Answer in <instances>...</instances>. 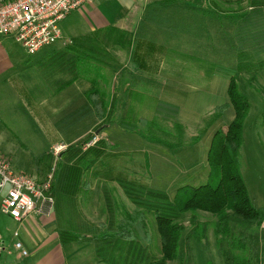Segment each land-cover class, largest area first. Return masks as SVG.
Here are the masks:
<instances>
[{
    "label": "rangeland",
    "instance_id": "rangeland-1",
    "mask_svg": "<svg viewBox=\"0 0 264 264\" xmlns=\"http://www.w3.org/2000/svg\"><path fill=\"white\" fill-rule=\"evenodd\" d=\"M210 1L215 3L219 12H215L211 7L206 10H199L197 7L190 10L188 4L182 7V3L178 5L173 3L170 6L160 4L158 6L160 10L153 12L147 22L150 25L146 22L142 25L141 31H145L144 35H140L134 43V37H131L132 44L127 50V59L133 60L131 47L133 45V48H136L138 45L139 52L144 48L141 52L148 67L144 66L139 73L141 78L136 79L139 93L126 94L128 99L122 107L121 116L114 107L117 99L105 97L106 70H109L107 75L113 72L103 66L106 62V48L96 46L93 52L87 53L79 47H67L72 45L76 36L72 33L77 29L80 30L82 27L84 33L89 31L85 24L79 23L76 13L62 22L63 39L55 45H66L67 52L59 51L57 54L54 52L49 56H43L44 52L30 54L13 36L3 37L0 40V154L10 160L17 172L29 173L35 178L42 171L44 177L54 171L55 182L61 167L68 165L65 164L67 157L56 163L57 160L51 158L48 150L56 136L61 133L63 124L61 116L66 113L69 105L66 101L58 108L61 115L59 116L55 114V109L52 111L50 107H43L44 102L41 101L38 90L43 88L41 83L44 77L57 72L56 62L58 66H62L60 73L64 75L69 73L70 64H74L77 59V65L82 64L83 67L79 70L78 66L77 70L74 66L72 68L80 77L84 74V78L95 76V79L103 81L100 84L98 80L94 86L100 90L99 97H102V100L106 99L104 106L106 124H116L125 130L135 132L140 139L138 141L142 146L139 149L129 148L126 153L119 154L117 157L121 158L115 160L119 161L118 163L110 161L116 165L117 170L127 172L129 169L136 171L134 162L139 161L136 163L137 172L143 176L145 197V190L152 189V186L146 187L150 180L149 171L153 177L152 181L156 183L155 186L159 187L158 184L163 185V182H167L161 176L164 175L163 172L170 173L169 176L164 175L170 181L173 171L188 172L190 166L196 165L192 164L193 162L200 161L202 166H206L214 133L224 130L235 116L232 107L226 109L221 117L216 108L229 101V84L232 77L236 76L240 90L250 102V109L244 122L243 145L238 156V167L252 203L259 211H264V0ZM156 15H159V20ZM183 15L185 20H177ZM180 22L188 25L185 31L182 28L173 30L169 26ZM215 27H218L217 31ZM90 35L92 33L86 36ZM79 39H75L78 41L77 44L81 43ZM82 44L86 46L84 41ZM109 61L111 65L115 63L114 58H110ZM114 68H118V65ZM100 73H103V76H100ZM70 76L71 73L63 76L64 83L57 94L63 97V102L71 88V81L66 82L68 80L66 77ZM93 88L92 86L86 95L89 101ZM43 94L45 93L41 92V96ZM79 113L86 114L73 123L84 126L90 121V116L87 117V108L80 104ZM83 142L82 139L77 143V148L83 145ZM88 151H91V148ZM88 151L86 153L89 154ZM187 155L189 159L193 158L196 161L185 158ZM84 160L81 158L75 165L77 170L80 169L78 172L90 170L91 162L88 159ZM75 167L71 169L68 166L66 169L74 171ZM155 174L159 176L156 178ZM177 177L175 175L176 180ZM186 182L189 188L197 186L192 176H188ZM54 212L53 207L52 213ZM194 216L200 224L201 242L200 239L193 238L187 255L167 264H225L221 248L227 247L225 246L227 244L223 242L224 240L236 242L239 239L238 234L232 231L231 238L222 240L223 236L220 234L217 236L215 232V217L203 211ZM146 217L148 233L142 228H137L138 234L142 236L140 239L144 244L149 240V244L144 245L145 249L150 248L145 256H150L149 260H156L162 256L158 223L154 211L147 213ZM9 218L11 217L0 210V238L3 234L9 243L13 235V242L16 243L19 237L14 236V233L18 231L21 236L23 229L12 225L13 221ZM192 219L193 213L188 214L182 221L187 230L194 225ZM239 233L243 234L241 231ZM147 234L150 237L146 240L143 235ZM262 237V231L250 234V237L246 238V249L240 250L246 258L251 259V264H264ZM149 260H142V264ZM115 261L112 259L107 261V264Z\"/></svg>",
    "mask_w": 264,
    "mask_h": 264
},
{
    "label": "crops",
    "instance_id": "crops-1",
    "mask_svg": "<svg viewBox=\"0 0 264 264\" xmlns=\"http://www.w3.org/2000/svg\"><path fill=\"white\" fill-rule=\"evenodd\" d=\"M153 1L154 0H95L92 4L83 7V9L74 10L67 17L76 13L79 23L85 24L84 26L88 27L87 29L89 31L84 33L80 25L81 29H77L75 33H72V35L76 34V38L74 37L73 41L74 44L71 43L72 45H68L67 47L85 49L82 43L84 41L85 44L86 35L93 34L95 31L102 29L107 31L110 27H115L130 33L134 37V43L138 40L140 35H144L143 33L145 31H141L144 22H149L151 14L156 12V10H160L158 8L160 4L157 5V3ZM174 1L177 5L178 3H182V7L188 4L190 10L196 7L199 10H206L210 7L216 8L215 3L210 0ZM152 4L156 6H152ZM156 16L158 18L157 20H159V15ZM179 17L180 18H177V20H185L184 15ZM65 19L63 21H65ZM147 24L150 25L149 23ZM169 26H171L173 30L182 28L184 31L188 27L187 24L184 25V22ZM217 28L218 27H215L216 31ZM140 32H142V34H140ZM2 39L3 37L0 40ZM75 39L81 40V43L77 44L78 41H75ZM56 44H59V42L44 47L38 52H44L45 54L43 56H49L54 52L56 54L59 51L64 52L67 48L64 44L55 46ZM131 49V57L133 59V52L135 50L133 45ZM105 50L107 52L106 62L104 61L105 64H103V66L113 71L107 75L109 70H106V82H104L106 84L105 97L106 99H117L116 106L114 107L121 116V114H123L122 107L125 106V101L128 99V97L126 98V94L130 93L131 95L132 92L136 93L140 90L136 87V79L139 80L141 78L139 73L143 68L139 67L134 60L129 61L127 59V50L118 45L107 43ZM110 58H114L115 60L113 65H111V61H109ZM70 65L69 73L63 75L60 73L62 66H58L56 62L57 72H53V76L47 75L44 77L45 79L41 83L43 85L41 87L43 88L38 90L39 97L41 101L44 102L43 107H50L52 111L55 109V114L59 116L61 115L58 113V108L66 101L68 103L67 105H69V107L66 108V113L61 116V122L63 123L61 124V133L56 136L55 141L50 145L48 150V154L51 155V158L55 161L56 158H54L51 151L52 147L59 143L67 145V149L62 152L58 161H61L62 158L66 156L67 162H65V164L68 163V165L62 168L61 172L58 171L52 192L55 201V212L50 216H43L36 212H32L31 215L23 221H17L12 217L9 218L14 223H12V225H16L23 229L21 236L18 231H15V233H18L17 237H19L16 242L20 241L23 249L28 253L24 255L21 253V250L16 248V243L13 242L12 238L13 235L11 236L10 242L7 243V240H5L2 234L0 240L4 244V251L0 258V264H107V261L112 259L116 260L112 264H142V260H149L150 256H145V253L150 248L146 247L145 249L144 245L149 244V240L147 242L145 241L146 243L144 244L140 239L142 236L138 234V229L137 236L133 241L118 240L113 237L108 240L98 238L106 233V231L117 229L120 221L123 220L126 215L134 212V210L137 209L136 207H138L139 201L142 200L143 192L140 190L144 189V182H142V174L137 172L138 165L136 163L139 161L137 160L134 162V169L137 170L134 171L129 169V172L117 170L116 165L111 162L117 160L116 158H119L117 156L126 153L129 148L133 150L139 149L142 146L141 142L138 141L140 139L135 132L125 130L116 124H106L105 117H98L100 114H96L95 105L92 103L90 104L86 95H88L89 89H91L98 80H100V84L103 83L102 79L97 80L95 76L84 78V74L80 77L79 73L73 71L72 68L74 66V69L77 70V59L74 64L71 63ZM117 65L119 69L114 68ZM80 67L82 68L83 65H79L78 70ZM70 73L71 76L66 77L68 78L66 82L71 81V88L67 98L63 102V97L57 94L61 91L62 84L64 83L63 76L69 75ZM99 75L103 76V73ZM115 84L116 86H114ZM73 85L75 87H73ZM41 92L45 94L41 96ZM120 101H123V103ZM49 103H51V105ZM80 104L87 108V117L90 116V121H87L84 126L73 123L77 118L86 114L79 113ZM110 109L109 107V111ZM91 134H93L92 138L85 143V140ZM93 136L97 137V142L90 146L89 143L94 138ZM82 139L84 140L82 143L83 145L77 148V143L81 142ZM90 148L91 151H88ZM87 151L89 154L86 153ZM81 158L85 160L88 159V161L91 162L89 171L78 172L77 170L69 171L66 169L68 166L70 168L73 166L75 167ZM84 161L83 164H85ZM115 162L118 163L119 161ZM162 174L166 176L170 175L168 172H163ZM155 175L156 178L159 176L158 174ZM164 175L161 176L163 179H166L167 182H163V185L158 184L159 187H156V183L152 181L153 177L151 171H149L148 176L150 180L146 187L152 186L151 190L169 191L172 186L171 183L175 179V175L177 176V172L173 171L170 181H168L169 178H165ZM43 177V171L40 172L39 176H36L38 179ZM139 191L140 193L137 194ZM145 191L146 196H148L149 193L151 194L148 188ZM6 223L9 224V222ZM64 232L77 235L78 238L71 241V238L68 239L65 235V241ZM144 232L148 233L147 230ZM144 237L147 240L150 235H143V238ZM150 261L152 260H149L146 264Z\"/></svg>",
    "mask_w": 264,
    "mask_h": 264
},
{
    "label": "trees",
    "instance_id": "trees-1",
    "mask_svg": "<svg viewBox=\"0 0 264 264\" xmlns=\"http://www.w3.org/2000/svg\"><path fill=\"white\" fill-rule=\"evenodd\" d=\"M174 2V0L155 1L157 4L169 6ZM212 8L214 9V7ZM216 9L214 11L219 12ZM259 34L261 35V33ZM131 37L130 33L115 27H110L107 31L98 30L87 36L86 46L83 50L87 53L93 52L96 46H102L105 49L107 43L128 50L132 44ZM137 48L138 45L133 52L134 62H137L141 68L148 67L141 52L144 48L140 49V52ZM97 50H99L98 47ZM94 85L93 91H90V104L95 105L96 114H100L98 117L104 118L106 117L104 116L106 100H102V97L99 98L98 93H100V90L98 91ZM228 94L229 101L217 106L216 110L221 117L226 109L232 107L235 116L224 130H218L214 133L206 166H202L201 162L197 161L192 163L196 165L190 166L188 172L179 171L177 173L178 177L176 176L177 180L172 181L169 191L153 189L150 190L151 194L147 193L148 196L144 197V190H140L143 194L142 200L139 201L138 207H136L137 209L126 215L120 221L117 229L106 231L98 238L108 240L113 237L118 240L133 241L137 236V228L147 230L146 215L154 211L161 238L162 256L147 264H167L169 261L184 258L188 253L191 240L193 238L200 239L202 232L199 231L200 224L198 220H195L194 215L199 211H203L215 217V232L217 236H223L222 240L227 237L231 238L232 231L239 236L236 242L224 240L223 243L227 244L225 245L227 247H222L221 251L225 264H251V259L246 258V255L240 250L246 249V238L258 231H262L264 249V211H259L252 203L245 180L238 167V156L243 145L244 122L250 109V102L240 90L236 76L232 77L230 81ZM107 108L106 105V110ZM90 139L91 136L85 140V143ZM60 156L56 158V163ZM184 157L189 159V155ZM191 159L196 161L193 158L189 160ZM73 169L77 170L76 167ZM78 170L80 169L78 168ZM188 176H192L197 186L193 185L192 188H189L188 182H186ZM176 181L177 183H175ZM158 209L163 212H159ZM192 213L194 225L187 230L182 221L188 214L192 215ZM240 231L243 234H240ZM204 232L206 234V227ZM63 235L65 241L66 237L71 238V241L78 238L77 235L68 232H64ZM199 241L201 242V239ZM200 242L198 244L201 245ZM223 243L220 244L224 246Z\"/></svg>",
    "mask_w": 264,
    "mask_h": 264
},
{
    "label": "built area",
    "instance_id": "built-area-1",
    "mask_svg": "<svg viewBox=\"0 0 264 264\" xmlns=\"http://www.w3.org/2000/svg\"><path fill=\"white\" fill-rule=\"evenodd\" d=\"M95 0H0V39L13 36L27 49L36 54L44 47L63 39L61 22L74 10L83 9ZM97 142L94 137L89 145ZM67 149L65 144H55L51 149L55 158ZM54 172V171H53ZM35 178L13 169L10 160L0 154V210L17 221H23L32 212L43 216L52 215L54 173ZM18 236V233H15ZM22 254L28 252L22 243L16 242ZM4 244L0 240V258Z\"/></svg>",
    "mask_w": 264,
    "mask_h": 264
}]
</instances>
